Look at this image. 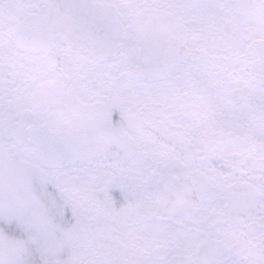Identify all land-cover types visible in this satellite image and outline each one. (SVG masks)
<instances>
[{"label": "flooded vegetation", "instance_id": "af4514ba", "mask_svg": "<svg viewBox=\"0 0 264 264\" xmlns=\"http://www.w3.org/2000/svg\"><path fill=\"white\" fill-rule=\"evenodd\" d=\"M208 2L0 0L8 41L41 51L54 79L39 104L52 139L34 172L133 264H264V141L234 139L264 109L255 119V98L224 67L193 58L210 46L204 30L180 28ZM75 11L104 20L101 45L65 27Z\"/></svg>", "mask_w": 264, "mask_h": 264}, {"label": "rangeland", "instance_id": "374dc122", "mask_svg": "<svg viewBox=\"0 0 264 264\" xmlns=\"http://www.w3.org/2000/svg\"><path fill=\"white\" fill-rule=\"evenodd\" d=\"M211 1L204 7L194 5L202 12L180 28L209 35L210 46L201 54L193 51V58L204 61L208 55L215 67H224L226 78L233 77L231 88L239 86L255 98L252 108L258 119L264 109V0ZM6 8L0 4L1 15H6ZM13 28L0 26V264H133L107 237L90 236L95 228L76 214L72 195L65 197L63 210L58 193L44 189L42 172H34L45 169L44 146L52 139L39 104H43V82L54 79L46 78L41 51L8 41ZM232 120L227 115V124ZM258 123L250 131H234V139L242 140L241 145L264 141V124ZM164 255L162 250L160 257Z\"/></svg>", "mask_w": 264, "mask_h": 264}, {"label": "water", "instance_id": "95a60500", "mask_svg": "<svg viewBox=\"0 0 264 264\" xmlns=\"http://www.w3.org/2000/svg\"><path fill=\"white\" fill-rule=\"evenodd\" d=\"M73 22L70 25H66L65 27L69 29L76 36L86 35L89 38V43L101 45V43L97 40V30L102 29L104 20L103 19H95L93 23L89 22L87 19L77 18L76 11L73 15ZM88 22V27L85 26V23ZM95 41L97 43H95Z\"/></svg>", "mask_w": 264, "mask_h": 264}]
</instances>
